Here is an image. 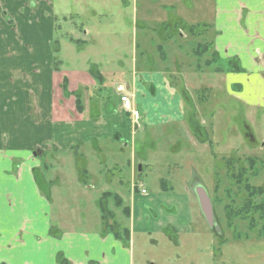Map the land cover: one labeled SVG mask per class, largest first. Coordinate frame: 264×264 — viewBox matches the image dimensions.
I'll return each mask as SVG.
<instances>
[{
	"label": "crops",
	"instance_id": "crops-1",
	"mask_svg": "<svg viewBox=\"0 0 264 264\" xmlns=\"http://www.w3.org/2000/svg\"><path fill=\"white\" fill-rule=\"evenodd\" d=\"M211 18L205 23L212 32L208 41L211 58L206 60L217 55V65L224 68L214 69L221 84L217 90L235 102L234 108L244 114L253 133V118H264V0H214ZM55 19L51 0H0V264H61L59 254L69 264H157L153 257H143L140 239L149 235L150 245L158 246L157 236L162 235L179 245L180 239L166 230L176 235L193 233L192 203H197L200 214L204 210L192 183L205 179L196 162L207 150L190 139V146L199 152L189 161L194 169L176 177L178 169L171 167H176L173 164L182 151L176 145L170 153L175 161L166 170L173 175L160 176L159 187L150 191L141 178L143 172L152 170L149 155L144 150L138 157L139 144L131 143L137 132L170 119L179 121L181 109L167 112L160 107L168 97H174L175 103L181 95L165 91L159 70L140 77L135 73L127 85L141 113L139 125L121 107L114 92L118 81L110 83L114 97L100 94L101 81L97 97L87 99L88 93L79 85L91 86L96 79L89 67L82 71L61 68L56 58ZM208 66L213 68V64ZM100 72L106 79L108 71ZM65 77L69 92L82 95L81 112L74 95L63 91ZM140 81L160 84L163 94L158 97L148 92ZM189 122L196 132L202 127V121ZM111 138L116 144L107 143ZM151 149L157 151L154 145ZM127 151L130 156L121 158ZM88 152L97 155L92 163L83 161ZM69 167L71 176L64 173ZM38 174L48 189L42 188ZM67 180L75 183L67 187L74 197L83 195L90 200L94 191L99 196L94 200L98 208L94 226L74 229L68 223L66 206L54 208L53 193L62 197L60 183ZM125 180H129V189L123 194ZM176 181L183 190L177 191ZM139 185L147 192L141 193ZM105 192L111 193L101 199ZM109 198L114 199L113 207L122 208L121 214L109 208ZM103 206L111 217L109 223L102 217Z\"/></svg>",
	"mask_w": 264,
	"mask_h": 264
},
{
	"label": "rangeland",
	"instance_id": "rangeland-1",
	"mask_svg": "<svg viewBox=\"0 0 264 264\" xmlns=\"http://www.w3.org/2000/svg\"><path fill=\"white\" fill-rule=\"evenodd\" d=\"M51 1L57 26L54 37L58 47L56 58L61 62L62 69L82 71L89 67V71L90 66H94L101 71H108L100 92L108 98L114 97L110 88L113 81L128 84L135 73L140 77L145 72L159 70L164 75L165 91L181 95L182 98L175 103L172 100L174 97H168V102L160 107L167 112L181 109L179 121L170 119L146 131L137 132L135 141L131 143L139 144L138 157L143 156L144 150L149 155L148 162L152 164V170L143 172L141 178L150 191L159 187L160 176L168 178L173 175V172L167 174L166 170L169 169L168 164L175 161L176 157L170 153L176 145L182 150L177 163L173 164L176 167H171L178 169L175 171L176 177L189 174L194 169L189 161L194 158L196 151L199 152L190 144L196 142L198 148L207 150V154L200 156L201 161L196 162L197 169L205 179L195 180L192 185L205 188V193L211 199L215 219L221 221L220 231L223 233L212 231L206 223V216L199 213L197 203H192L195 216L193 233L176 235L172 230H166L169 236L180 239L179 245L174 241L171 244L167 237L159 235L158 246H151L148 242L150 236L145 234L147 239H140L144 245L141 252L143 257L151 256L157 264H264V237L258 235V230H250L245 221L236 220L233 222L236 226H229L225 218V204L232 199L235 205L241 206L247 196L243 188L233 185L228 159L236 161V166H248L247 157L257 158L258 172L255 176L250 174V182L264 188V118H253V134L244 120V114L234 108L235 102L224 98V94L217 90L221 88L215 74L219 62L213 64L211 69L205 65L206 59L211 58V51L202 56L195 52L198 43L211 39L212 32L205 23L212 19L214 0ZM196 23L199 24L198 35L181 27V24ZM140 84L148 92L158 94V97L163 94V87L158 83L142 81ZM98 86H101L99 81L91 86L79 85L80 90L84 89L88 93L87 99L97 97ZM205 88L209 89L205 91ZM190 119L203 122L197 132L190 125ZM114 142L115 139L111 138L107 143L116 144ZM107 143L99 144L107 146ZM204 143L208 146L201 145ZM152 144L157 147V151L151 149ZM181 154L184 155L182 158ZM96 156V153H85L83 161L87 159L92 163ZM129 156L127 151L121 158ZM69 171L70 167L66 172L61 170L71 176L67 173ZM38 175L42 188L48 189L42 175ZM55 176L56 173L51 177ZM67 181L60 183L62 187L58 191L62 197L57 196L56 191L53 193L54 208L58 204L66 206L68 223L74 229L94 226L93 221L98 214L94 200L99 196L94 191L91 192L93 198L90 200L83 195L74 197L67 187L75 183ZM87 182L92 184L88 179ZM128 184L129 180L122 184L123 194L129 189ZM217 184L219 189L215 191ZM114 185L109 187L116 192ZM175 185L177 191L183 190L180 181H176ZM228 188H231L230 197L227 195ZM123 199L127 201V198ZM113 201V198H109V208L111 205L114 211L116 209L121 214L122 208L113 207ZM121 222L124 224V221ZM239 232L240 237L235 238L234 235Z\"/></svg>",
	"mask_w": 264,
	"mask_h": 264
},
{
	"label": "trees",
	"instance_id": "trees-1",
	"mask_svg": "<svg viewBox=\"0 0 264 264\" xmlns=\"http://www.w3.org/2000/svg\"><path fill=\"white\" fill-rule=\"evenodd\" d=\"M167 25V21H165ZM165 25V26H166ZM199 24H181V27H184L186 30H188L190 33L193 35L197 34V29ZM179 27V26H178ZM205 29V28H204ZM198 35V34H197ZM74 41V40H73ZM76 41V40H75ZM210 50V42H200L198 43L197 47L195 48V52L197 55L202 56L206 54ZM218 62V57L215 53L212 54V60L208 59L206 60V65H211V64H216ZM230 63V65H232ZM229 65V63H228ZM236 65V64H235ZM216 71H223L224 68H221L220 66H216ZM236 66H233L232 69H236ZM90 74L93 76L96 81H103V75L100 72L98 68H95L94 66H90L89 69ZM62 88L65 93H69L74 95L75 100H76V107L78 111H83V101H82V95L79 91L76 92H69L68 90V80L65 77L62 83ZM248 162V166L245 165H239L236 166V161H233L232 159L227 160L228 164V171L231 174V177L233 179V185L235 184L237 187L243 188L244 192H246L247 196L244 197L243 203L241 206L235 205V200L230 199V202L225 204L224 210L226 214L228 215V220L230 223H233V220H240V221H245L248 223L247 227H249L250 230H258V235L261 237H264V188L260 186H255L250 182V174L256 175L257 174V158L253 157H247L246 158ZM164 183V181L162 180ZM215 189H219V184L215 186ZM227 195L228 197L231 196V188H228L227 190ZM111 192H105L103 194V197L101 199H104L109 195ZM106 196V197H105ZM102 206V204H101ZM102 217L104 218V221L109 223L110 222V215L108 210L105 209L103 206V213ZM111 228L114 230L115 225L112 224ZM238 232V229L237 231ZM235 232V233H236ZM118 235H120L119 232H117ZM240 232L235 236V238L240 237ZM129 237V235H126ZM58 261L61 264H69L68 260L63 256V254L58 255Z\"/></svg>",
	"mask_w": 264,
	"mask_h": 264
},
{
	"label": "flooded vegetation",
	"instance_id": "flooded-vegetation-1",
	"mask_svg": "<svg viewBox=\"0 0 264 264\" xmlns=\"http://www.w3.org/2000/svg\"><path fill=\"white\" fill-rule=\"evenodd\" d=\"M202 187V186H201ZM200 185L198 187L195 186V190H196V193H197V196H198V200H200V203L202 205V208L204 210V215L206 216V223L208 225V227L216 232V233H223L220 231V222H217L216 221V217H215V214L213 213V208H212V203H211V199L208 198V195L207 193H205V188L202 187L201 188ZM200 189H203L204 190V193L202 194V192L200 191ZM214 190L216 191V189L214 188ZM209 213H211V219L209 218ZM225 218L227 220V224L229 226H236V224L234 223H230L229 220H228V215L226 214L225 212ZM232 222H235V220H233Z\"/></svg>",
	"mask_w": 264,
	"mask_h": 264
},
{
	"label": "built area",
	"instance_id": "built-area-1",
	"mask_svg": "<svg viewBox=\"0 0 264 264\" xmlns=\"http://www.w3.org/2000/svg\"><path fill=\"white\" fill-rule=\"evenodd\" d=\"M115 91L119 96V101L122 108L130 112L131 117L135 123H139L141 114L134 106L133 95L128 90L127 85L124 83H119L115 86ZM142 192L145 193L146 190L142 189Z\"/></svg>",
	"mask_w": 264,
	"mask_h": 264
},
{
	"label": "water",
	"instance_id": "water-1",
	"mask_svg": "<svg viewBox=\"0 0 264 264\" xmlns=\"http://www.w3.org/2000/svg\"><path fill=\"white\" fill-rule=\"evenodd\" d=\"M200 191H201L202 193H204V190H203V189H200ZM209 218L211 219V213H209Z\"/></svg>",
	"mask_w": 264,
	"mask_h": 264
}]
</instances>
